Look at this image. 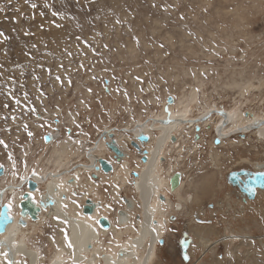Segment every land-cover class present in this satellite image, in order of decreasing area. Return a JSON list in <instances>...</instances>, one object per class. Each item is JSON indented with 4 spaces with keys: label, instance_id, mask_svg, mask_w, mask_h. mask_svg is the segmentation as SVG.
Listing matches in <instances>:
<instances>
[{
    "label": "rangeland",
    "instance_id": "obj_1",
    "mask_svg": "<svg viewBox=\"0 0 264 264\" xmlns=\"http://www.w3.org/2000/svg\"><path fill=\"white\" fill-rule=\"evenodd\" d=\"M0 9V32L4 33L0 36V139L7 144V149L0 146V165L11 167L5 176L1 174L4 178L0 182L5 181L4 192L14 207L19 206L17 201L26 186L21 177L29 168H42L39 162L48 157L47 144L54 139L46 142L48 133H55L56 143L77 139L75 148L85 150V155L92 147H101L100 152L110 156L103 144L111 131L118 132L128 150L124 168L135 170L129 172L125 191L102 181L97 175L101 169L95 163L91 167L93 162L83 155L82 185L75 177L64 180L57 174L53 180L62 186H57L56 195L65 201L62 208L72 220L57 216L63 213L54 201L50 204L49 196L41 220L21 216L19 208L16 232H20L11 242L20 240L35 255L33 261L26 250L16 253L19 264H89L79 259L84 251L71 225L78 216L76 207L79 209L87 196L101 199L98 208L110 210L115 227H131L128 231L135 236L143 222L146 187L151 190L156 185V190H163L176 161L181 163L177 169L186 180L187 188L182 191L185 205L170 196V206L165 197H159L164 200L163 206L156 207L159 217L168 216L170 208L176 207L174 215L164 219V237L145 236L142 243L147 244L143 247L148 252L141 254L144 248L138 247L140 252L120 261L264 264V190L257 191L255 199L243 200L245 196L226 179L232 170H256L245 159L261 160L263 143L244 140L238 144L235 139L241 134L237 133L212 149L214 129L190 125L183 151L201 140L199 149L179 153L178 158L171 151L168 163L163 160L164 171L157 176L150 174L149 186L140 170L145 168L144 146L138 143L137 149L133 145V141L138 142L133 133L135 124L153 125L149 117L161 111L170 117L169 103L194 95L200 106L220 100L224 108L231 103L234 90L243 85L242 80L259 87L248 97L256 103L245 109L262 110L264 0H0ZM170 96L174 101H169ZM108 129L111 131H105ZM28 132L33 135L29 137ZM152 132L156 138L162 134L156 128ZM45 168L48 165L42 170ZM50 180L48 177L38 184L40 193ZM69 208L76 213L71 214ZM51 210L56 212L51 214ZM98 221L105 225L101 218ZM97 240L99 245L114 244L105 236ZM114 253L112 247L104 255ZM2 256L0 264H7L8 259Z\"/></svg>",
    "mask_w": 264,
    "mask_h": 264
},
{
    "label": "bare ground",
    "instance_id": "obj_2",
    "mask_svg": "<svg viewBox=\"0 0 264 264\" xmlns=\"http://www.w3.org/2000/svg\"><path fill=\"white\" fill-rule=\"evenodd\" d=\"M249 81H243L242 80L243 85L238 84V85H240V87L239 88L237 87L238 89L234 90L235 94L234 95L232 94L233 97L231 99V103H229L224 108L220 106V104H219L220 100L215 101V102L212 100L209 103H207L203 106H200L198 99L194 98L193 97L194 95H193L192 97L190 96L186 99L184 97H183L184 99L179 98L176 101H174L172 104L169 103V109L171 110V113H172L170 117H168V115H165L166 112L161 111L160 113H157L154 116L149 117V119L153 120V125L146 124L145 122H138L135 124L136 129L133 130V133L135 134V136H136V134H138V132H142L143 134H146L148 136L147 141H145L143 144L139 143L140 145L144 146L143 147L144 154H142V155L147 158L146 161H143L144 163L142 164V165H145V168L140 169L143 172L142 177L145 180L146 186H149V185H147V182H149L150 174L153 176H157L161 172L164 171L163 160L166 159L167 163H168V161L170 159V155H171L170 152L171 151H172V154L174 155V157L178 158L177 154H179V153L180 154L181 153L187 154L190 151H194L196 149H199V145H197V144H199L201 140L195 141L194 142V143H196L195 146H192V147L190 146L188 151H183L184 150L183 148L187 146L184 144L186 141V139H185L186 134H189L188 131L194 125L195 126H201V127L211 126L212 129H214V133H215L214 138L216 137V130H219L220 143L214 144V142L212 141V144H211L212 149L214 147H218V146L223 145L225 138L229 139L230 136H232L233 134H237V133L241 134L237 137V139H235L238 141V144H242L241 142L244 140L247 142L248 141L255 142L256 144L257 143L258 144L259 143L264 144V123H261L259 126H250L251 122L253 120L264 121V103L262 105L261 111H257L255 109V111L251 112L249 110L250 109L249 107L247 110L245 109L247 106H249L253 103H256L255 102L256 99H254V98L249 99L248 98L251 95L250 92L251 91L256 92L259 90V87H255L256 85H254V84L251 85ZM254 107H256V106H254ZM257 109H258V106H257ZM209 111H211V113H212L211 116L207 119H203L202 117L206 113H208ZM247 113H248V115H247ZM198 114L200 115L199 117H197ZM169 120H171L172 122H169ZM190 125H191V127H190ZM218 125H219V129L217 128ZM154 128L161 131V133H162L157 138L154 137L153 132H152V129H154ZM125 129H127V128L125 127ZM249 129H251V131H249ZM183 130H185V131H183ZM248 131H249V133H248ZM111 132H113V131H111ZM245 132H247L248 135H247V137L244 138V135L246 134ZM51 134H53L54 139H55V136H56L55 133H51ZM113 135H114V142L116 141V144H118V147L123 152V158L121 160H118V161L113 160L114 153L109 151V147L107 144L109 141L113 140L109 136V134H108V137L106 140V145L103 144V146H104L107 154H109L110 156H105V154L100 152L101 147H96V148L92 147V149H89L90 147H88L87 149L92 150V151L91 152L87 151L86 155L84 153L85 150L80 151V152L77 151V149H76L77 148L76 147L77 139H75V140L71 139V141H69V139L64 138L57 143H56V140L53 139V141H51V143L47 144L48 147H47L46 153H47L48 157L46 159L43 158L44 161L42 159V161L39 162L40 165H43V166L48 165L47 170H46V168H45V171L42 170L43 166H42V168H41V166H38L37 168H29L28 172L22 176V177H24V179H21L22 183L26 182V186L24 188L23 194L26 192L31 193L33 196V199L36 202V206L39 205L40 201H44L46 204V207H48L47 206L49 204L48 200L50 201L49 197H51L52 201H50V204L54 201L55 203H53V204H55V207L57 209H59L58 211H61L63 213L62 215L58 214L57 216H59V217L65 216V218H66L68 215H67L65 209L62 208V206L64 207V205H66L64 203L65 201L62 202V199H60L57 196L58 194L56 195V192H58L57 186L60 183L58 184L59 181L56 182V180H53V179H57L55 176H57V174H61V178H63L64 180L65 179L71 180L75 177L76 180H78V183H80L81 178H82V174H83V172H85V171H83V170H85V168H84V166H82V164H83L82 159L83 158L81 157V155H83V157H88L93 162V165L92 164L90 165L91 167L94 166V163H95V167L98 166L101 169L99 171V174H97V175L100 177V179L102 181L108 180V181H110L111 185L116 187V189H119L122 191L123 188H125L127 186L126 182L129 181V176H130L129 172H134L135 170L131 169V168H129V169L124 168V166L126 165V157H124V154L126 155V153L128 151L127 145H125L122 142V138L120 136H118V132H113ZM250 136L251 137L253 136L256 139H251ZM174 138L176 139V142H174ZM214 138H213V140H214ZM54 141H55V144L53 143ZM176 143H178L177 147L175 146ZM255 145H253L252 148H255ZM263 151H264V149H263ZM216 153H214V154H216ZM31 155H33V154H31ZM215 156H217V154L214 155V157ZM261 156H262L261 160H258L260 158H258V159L256 158L257 160H255L253 162H252V160H247V159H245V161L248 163V165H251L256 170H264V168H263L264 167V152L261 153ZM100 158L106 159L108 162H110V164L112 166L111 170H109V171H103L102 170V168L100 167V163H99ZM37 162L38 161H36L35 163H37ZM173 162L174 161H172L171 164ZM175 163L176 164H174V165L172 164L171 166L175 167L176 169H174V172H172L170 174L169 180L167 179L166 182L163 184V186H162L163 190H160V188L156 190V187H155L156 185L151 187V190H150V186H149V188L146 187V195L143 199L144 200L143 222L140 224V231H138V232L136 231L135 236L134 235L131 236L132 232L128 231V230H130L131 227H129V229H126L127 227L126 228L122 227V225L119 228H117L118 226L115 227V225L113 224V221L110 218V216H111L110 210L108 211L104 207L101 209L98 208V205H99L98 203L101 201V199L93 198L91 196H87L84 200L85 202L80 205L79 209L76 207V209L78 211V214H77L78 216L73 217V221H72L71 225H72V228L73 227L75 228L76 235H77L76 238H78L80 241L78 243L79 246H82V248L80 247V249H83V251H84V254L80 255V257H79L80 261L83 260V262H89V264H91V263L92 264H125V262L122 261V259L120 261V258L127 257V256L128 257L134 256V255H136V252H140L139 248L143 249L147 245V244H145V245L143 244L144 243L143 240L145 239V236H151L150 239L151 238L157 239V238H163L164 237V235H165L164 219H166L168 221L167 217L169 215H174L175 211L173 209H175L176 207L170 208V211H172V212H170V214H168V216H166V217L160 216L159 217L157 215L156 207L159 204L161 206H163V203H164V200L160 199L159 197H161V198L165 197L170 206H172L170 196H173L176 201H179L183 205H185V200H186L185 196L182 192L184 190V188H187L186 187V180H185V177L183 175L182 176L180 175V173L182 171L178 170L181 168V167L178 168L181 163L179 164V163H177V161ZM3 168L5 170L3 174L5 176L6 173H8L9 170H11V167L3 166ZM88 170H90V169H88ZM120 170H123L124 173L120 174ZM6 171H8V172H6ZM33 172H35V174H33ZM173 174L174 175L178 174V178H177L178 181H177L176 185H174V186H172V183H171L172 182L171 180L173 178ZM4 176L0 175V180H1V178H4ZM48 177H51V180L47 182V186L48 185L49 186L47 188H45L44 193H40L38 191V188H40L39 187L40 185L38 186V184H41V183H43V181H46ZM77 177H79V179H77ZM28 178H30L35 183L37 182L36 188H34L32 190H30L28 188V185H27ZM162 181H163V179H162ZM136 182L138 185V182H140V180H138ZM78 183H76V184H78ZM82 183H80V184L82 185ZM6 186L7 185L5 184L4 180L2 182H0V188H2L1 189L2 192L0 191L1 192L0 193V205L3 202H7V203L9 201L12 202V200L8 198L6 192H4V188H6ZM168 190H169V192H168ZM262 190H264V189H257L258 192H260ZM62 191H63V189H62ZM123 191H125V190H123ZM156 192H158V194H156ZM22 200H23V195H22V198H20V200H18L17 202L20 203ZM245 200H252V199L245 198ZM56 202H57V205H56ZM84 206H87L86 210L84 209ZM15 207L12 203V208L10 209L11 215L13 217L12 222L6 224L4 232H0V241H3L5 244V247L2 248V250L0 248V253L7 251L9 253V255L6 258L8 260L11 259L13 262H15V264H19L18 261H16V259H15V254L18 252H24L26 250L28 252V255L33 257L31 259L34 261L35 255H34L33 249L28 248L26 244H24L23 242H20V240H18V239H15V242H11L13 237H16V234L20 232L19 230H17V232H16L17 220H18V211H19L20 205L16 207V212H14ZM46 207L40 208V206H39L38 210L36 211L35 219L41 220L44 217V214L47 212V210H45ZM68 207H70V205ZM74 210H71L70 213L71 214L76 213V212L72 213V211H74ZM20 211H21V209H20ZM52 211L53 210H51V212ZM55 212L56 211H53V213H51V214H54ZM92 214H94V215H92ZM20 215H21V213H20ZM27 215H30V214L27 213ZM74 215H76V214H74ZM21 216L24 217V215H21ZM70 216L72 217V215H69V217ZM61 217H60V219H61ZM69 217H67V218H69ZM71 217L69 218L70 220H72ZM93 218L97 219V222L94 221L95 219L93 220ZM100 218H101L102 222L105 223V225H103V223L101 224L98 221ZM23 220H24V218H23ZM85 220H87V221H85ZM91 220H93V221H91ZM122 220H124V219L122 218ZM144 221H145V224H144ZM156 221L160 223L159 226L156 225ZM127 224L128 223L125 222L123 225L125 226ZM153 229H155V231H153ZM14 232H16V233H14ZM102 236L103 237L105 236L106 240L109 239L111 243H114L113 246L110 243H108V246H106L105 243L103 245H99L98 243H96L98 241L97 238L102 237ZM76 238H75V240H76ZM88 241H90L91 244L87 245ZM90 246H91V248H90ZM110 246L113 247V250L116 249V253L104 255L107 248L108 249L112 248V247L110 248ZM145 248L143 249V252H140L141 254H146L147 249H145ZM1 256L2 255H0V258H1ZM131 258H133V257H131ZM128 261H129V259H128ZM135 261H137V259ZM134 264H136V263H134Z\"/></svg>",
    "mask_w": 264,
    "mask_h": 264
},
{
    "label": "water",
    "instance_id": "obj_3",
    "mask_svg": "<svg viewBox=\"0 0 264 264\" xmlns=\"http://www.w3.org/2000/svg\"><path fill=\"white\" fill-rule=\"evenodd\" d=\"M114 128V127H113ZM106 131V130H105ZM239 135V134H238ZM109 136L113 139L108 142V147L109 149L114 153V157L116 160H121L123 158V152L120 150L118 147V144H116V141L114 142V135L113 132L109 133ZM136 139L138 142L133 141V145L137 148L140 149L139 144H143L145 141L148 140V136L146 134H143L142 132H138L136 134ZM54 138L52 134H45L44 140L46 142L51 141ZM214 144H219L220 143V136H219V130H216V137L213 140ZM142 153L144 154V149L142 150ZM146 157L142 156V160L146 161ZM100 167L102 168L103 171H109L111 170V164L108 162L106 159H99ZM91 165V164H90ZM93 165V163H92ZM98 167V166H97ZM258 173H264V170H251V169H246V168H241L239 170H232L227 173L226 179L227 182L234 188H237L240 193L245 196V198L248 199H254L256 194H257V189H264V180L261 179V177L258 176ZM3 174V167L0 168V175ZM177 178L178 175L175 174L173 175L172 178V186L176 185L177 183ZM27 185L30 190L36 188V183L32 181L30 178L27 180ZM248 187H254L255 191L249 193L247 191ZM243 197V200H245ZM33 199V196L31 193L26 192L23 194V200L19 203L20 205V213L21 215L25 214H30L29 216L32 218L36 217V211L38 210V206H36V202ZM7 202H3L0 205V213L7 212L9 209L3 207V205H6ZM87 206H84V209L86 210ZM12 216V215H11ZM13 219V217H12ZM12 222V220H11ZM10 223V222H8ZM7 223V224H8ZM5 231V220L2 215H0V232Z\"/></svg>",
    "mask_w": 264,
    "mask_h": 264
},
{
    "label": "snow or ice",
    "instance_id": "obj_4",
    "mask_svg": "<svg viewBox=\"0 0 264 264\" xmlns=\"http://www.w3.org/2000/svg\"><path fill=\"white\" fill-rule=\"evenodd\" d=\"M9 2H10V0H9ZM31 6L33 8H35L36 7V4H32ZM2 10L3 9H0V11H2ZM53 15H59V13L53 12ZM117 22H119V21H117ZM0 36H4V33L3 32H0ZM33 47H35V46H33ZM105 47H107V46L105 45ZM59 79L60 78L57 77V80H59ZM89 91H91V90H89ZM25 95H27V94H25ZM168 99H169V101H174L175 98L170 96ZM16 103L18 104L19 103V100H17ZM5 107H7V105H5ZM33 111H35V110L33 109ZM211 114H212L211 111H209L202 118L203 119H207V118H209L211 116ZM13 119H15V117H13ZM169 122H172V121L169 120ZM261 123H264V121L253 120L251 122V125L250 126H259ZM24 128H25V131H27V125L26 124L24 125ZM217 128L219 129V125L217 126ZM106 131H111V130L108 129ZM32 135H33L32 132H28V136L29 137H31ZM76 142L79 143V141H76ZM0 146H3L5 149H7V144H6V142L3 139H0ZM8 158L9 159H12L11 153H9ZM2 167H3V165H0V168H2ZM33 174H35V172H33ZM13 175H15V173H13ZM258 176L261 177L262 180H264V173H258ZM21 179H24V177H21ZM77 179H79V177H77ZM247 191L249 193H251V192L255 191V188L254 187H248L247 188ZM73 195H75V193H73ZM38 206H40V207H46V204H45L44 201H40ZM3 207L9 209V211H7V212L0 213V215H2L3 218H4V220H5V227H6V224L8 222H11V220H12V216H11V212H10V209L12 208V202L9 201L6 205H3ZM65 207H66V205H65ZM65 223H66V221H65ZM153 231H155V229H153ZM65 240H67V236H65ZM68 246L71 247V244H69ZM4 247H5L4 242L3 241H0V248H4ZM0 255H3L5 257H7L9 255V253L7 251H5V252L0 253ZM185 259H188L187 254H185ZM7 264H15V262H13L12 260L9 259L7 261Z\"/></svg>",
    "mask_w": 264,
    "mask_h": 264
}]
</instances>
